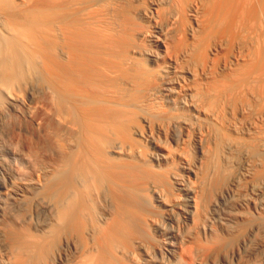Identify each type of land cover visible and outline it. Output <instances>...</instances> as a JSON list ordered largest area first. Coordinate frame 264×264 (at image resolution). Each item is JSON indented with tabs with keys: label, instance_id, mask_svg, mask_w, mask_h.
<instances>
[{
	"label": "bare ground",
	"instance_id": "obj_1",
	"mask_svg": "<svg viewBox=\"0 0 264 264\" xmlns=\"http://www.w3.org/2000/svg\"><path fill=\"white\" fill-rule=\"evenodd\" d=\"M0 264H264V0H0Z\"/></svg>",
	"mask_w": 264,
	"mask_h": 264
}]
</instances>
